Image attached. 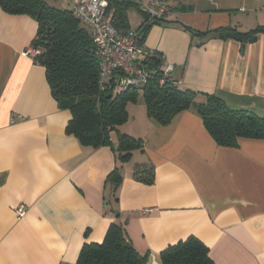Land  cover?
Instances as JSON below:
<instances>
[{
  "label": "crops",
  "instance_id": "obj_1",
  "mask_svg": "<svg viewBox=\"0 0 264 264\" xmlns=\"http://www.w3.org/2000/svg\"><path fill=\"white\" fill-rule=\"evenodd\" d=\"M79 1L50 0L62 9ZM123 1L128 30H136L146 0ZM167 2L170 15L148 28L143 47L171 66L170 82L264 118V35L241 47L180 27H264V0ZM36 31L32 18L0 9V264H75L83 244L101 243L113 222L152 264L188 237L213 264H264V140L220 147L190 111L160 126L139 96L110 135L114 149L120 134L139 149L120 162L109 146L84 147L66 133L70 112L53 98L44 68L25 55ZM116 167L118 186L108 181ZM149 167L152 185L134 180Z\"/></svg>",
  "mask_w": 264,
  "mask_h": 264
},
{
  "label": "trees",
  "instance_id": "obj_2",
  "mask_svg": "<svg viewBox=\"0 0 264 264\" xmlns=\"http://www.w3.org/2000/svg\"><path fill=\"white\" fill-rule=\"evenodd\" d=\"M105 1V14L110 24L119 33L127 32L124 14L127 3L123 0ZM0 9L9 15L28 16L37 23L32 46L41 52L34 61L44 68L53 98L62 109L70 112L66 133L77 138L84 147L109 146L114 149L110 135L127 121L126 106L135 104L139 96L147 117L160 126H167L181 112L190 111L202 120L205 130L220 147L236 148L240 139L264 140V118L248 111L232 110L214 95L180 90L170 80L159 85L163 60L154 52L144 62L152 78L141 88L129 87L124 91L115 88L114 80L120 75L118 71L101 85L100 61L91 33L75 18L71 9L57 8L50 0H0ZM150 26L143 21L136 29L142 33L143 40ZM180 27L191 36L236 41L241 47L256 42L258 35H264L263 26L248 32L231 26L205 32L187 25L181 24ZM139 148V140L120 134L114 150L118 152V160L123 162ZM133 178L152 185L153 168L137 170ZM120 180V169L116 167L109 174L108 181L118 186ZM159 260L161 264H213L207 248L194 237L167 247L159 254ZM146 261L147 254H141L133 247L123 225L113 222L101 243L83 244L75 264H146Z\"/></svg>",
  "mask_w": 264,
  "mask_h": 264
},
{
  "label": "built area",
  "instance_id": "obj_3",
  "mask_svg": "<svg viewBox=\"0 0 264 264\" xmlns=\"http://www.w3.org/2000/svg\"><path fill=\"white\" fill-rule=\"evenodd\" d=\"M107 2L105 0H81L71 6L72 14L90 31L96 53L99 57V79L104 85L116 71L120 73L114 80L115 88L124 91L129 87L141 88L152 78L144 62L151 57L152 51L143 47L142 33L137 30H128L119 33L108 21L105 14ZM145 14L144 24L153 25L162 21L171 13L167 0H146L143 5ZM40 50L31 46L25 55L34 60ZM171 66L166 64L162 69V76L158 84L162 85L169 80ZM18 218L25 213L24 206L14 209Z\"/></svg>",
  "mask_w": 264,
  "mask_h": 264
},
{
  "label": "water",
  "instance_id": "obj_4",
  "mask_svg": "<svg viewBox=\"0 0 264 264\" xmlns=\"http://www.w3.org/2000/svg\"><path fill=\"white\" fill-rule=\"evenodd\" d=\"M152 260H153V258L151 256H149L147 258L146 264H152Z\"/></svg>",
  "mask_w": 264,
  "mask_h": 264
}]
</instances>
